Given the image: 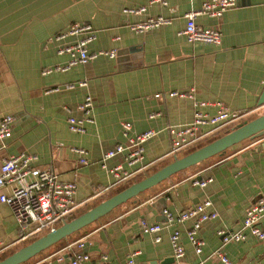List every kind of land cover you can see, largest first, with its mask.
Returning <instances> with one entry per match:
<instances>
[{"label":"crops","instance_id":"crops-1","mask_svg":"<svg viewBox=\"0 0 264 264\" xmlns=\"http://www.w3.org/2000/svg\"><path fill=\"white\" fill-rule=\"evenodd\" d=\"M204 1L0 0V117L15 119L11 136L0 139V170L10 155H36V166L78 184L74 216L195 150L190 145L172 154L171 130L194 120L196 102H206L201 109L210 116L217 113V102L242 115L218 129L204 126L208 134L201 141L264 112V0H237L221 17H196L199 26L222 32L219 46L191 43L183 33L186 13L199 10ZM141 6L147 8L142 14L124 12ZM159 16L170 23L140 33L131 28ZM73 23H89L95 29L89 52L116 49L117 55H99L67 71L43 74L45 68L68 61L59 49L79 36H57ZM80 81L87 84L79 86ZM173 92H191L193 97ZM87 96L94 101L91 121L85 123L84 133L73 132L68 118L83 116L79 106ZM124 122L132 123L130 135L151 129L156 134L144 143L142 161L129 165L126 150L108 159L105 168V152L129 144ZM74 148L86 149L89 163H81ZM118 164L131 173L120 183L108 170ZM209 178L213 181L206 186L196 184ZM10 189H0V196ZM263 192L264 137L248 139L173 175L22 264H53L57 254L71 257L79 241L98 264H123L131 255L133 264H225L217 252L231 264H264V239L249 235L224 244L218 234L222 228H241L247 209ZM206 200L218 216L202 224L198 235L204 246L198 253L188 237L196 218L169 223L164 209L177 215ZM143 219L161 224L162 230L144 232ZM175 230L185 249L181 257L170 240ZM32 238L22 239L10 206L0 200V260Z\"/></svg>","mask_w":264,"mask_h":264},{"label":"built area","instance_id":"built-area-1","mask_svg":"<svg viewBox=\"0 0 264 264\" xmlns=\"http://www.w3.org/2000/svg\"><path fill=\"white\" fill-rule=\"evenodd\" d=\"M237 0H206L199 10H191L186 13V27L183 33L191 43H207L219 46L222 43V32L217 28H208L199 26L196 17L200 14H207L211 17H221L227 10L235 7ZM147 8L145 6L137 8H126L125 13L142 14ZM170 20L164 16L150 17L147 20L133 24L132 30L137 33L169 24ZM70 36L79 38L74 42L68 43L59 49V54H67L68 61L43 70V74L51 73L55 70L67 71L78 64H85L99 55H109L115 57L117 50L89 52L88 45L96 39V31L89 23H73L70 28L57 36V39H65ZM79 86H85L86 81L77 83ZM77 84H70L73 88ZM173 95L181 97H193V93L173 92ZM207 105L206 102L195 103L194 120L180 129H172L173 143L172 154L177 153L190 145H196L208 134L203 130L204 126L213 125L218 129L227 124L239 120L242 115L232 112L230 108L222 103L217 102V113L210 116L207 112L202 111V107ZM94 107V101L91 96H87L83 103L80 104L79 110L83 116L80 118L70 116L68 118L70 130L77 133H84L85 123L91 121V113ZM12 115L0 117V139L4 140L11 136L14 124ZM132 130L131 122L123 123V133L129 140V144H117L113 149L105 152L102 164L106 168V161L117 154L126 152V162L129 165L138 163L144 159V143L155 136L156 131L151 129L135 135H130ZM74 151L81 155L80 161L83 164L89 163L87 150L84 148H74ZM38 157L34 154L22 152L16 155H10L3 160L0 170V189L10 186L9 193H3L0 200L8 204L13 215L20 227L22 239L34 237L40 233H48L55 230L64 221H68L78 208L79 204L75 200L78 189L76 182H64L59 179L57 173L51 168H41L35 165ZM109 172L117 178L120 183L131 176L122 164L109 168ZM213 179L197 181L196 184L206 186ZM212 206L210 200L200 203L188 211L174 215L170 210L164 209V214L169 223H183L191 218H196L193 226L188 230V237L198 253L203 251L204 241L201 240L198 233L202 224L218 216L216 211H210ZM264 192L259 199L253 203L246 211L242 227L238 230L222 228L218 234L224 244L232 241H244L249 235L264 239ZM141 227L146 233H159L162 226L159 223L148 224L143 219L140 222ZM43 235V234H42ZM41 235V236H42ZM40 237V236H39ZM160 241V237L156 238ZM171 244L177 257L185 254V249L180 242V231L175 230L170 236ZM77 250L71 257L64 254H57L53 264H98L92 255L84 250L86 243L84 241L76 242ZM220 259L225 264H231L229 258L220 252H217ZM104 259H107L105 256ZM51 264V261L48 262ZM133 255L129 256L123 264H133ZM218 264V263H215Z\"/></svg>","mask_w":264,"mask_h":264},{"label":"water","instance_id":"water-1","mask_svg":"<svg viewBox=\"0 0 264 264\" xmlns=\"http://www.w3.org/2000/svg\"><path fill=\"white\" fill-rule=\"evenodd\" d=\"M260 104H264V91L260 98ZM263 137L264 113L251 120H245L237 124L231 131L226 132L222 136L182 157H176L172 162L166 164L154 173L130 184L126 188L101 201L75 218L64 221L55 230L43 234L0 260V264H22L28 262L41 252L49 249L53 245L68 238L72 234L89 226L90 224L100 220L117 207L127 203L135 197H138L141 193L147 191L148 189L168 180L173 175L192 166L198 165L209 158L222 154L229 148L245 140ZM39 264L50 263L43 261Z\"/></svg>","mask_w":264,"mask_h":264},{"label":"rangeland","instance_id":"rangeland-1","mask_svg":"<svg viewBox=\"0 0 264 264\" xmlns=\"http://www.w3.org/2000/svg\"><path fill=\"white\" fill-rule=\"evenodd\" d=\"M264 112H261V114H263ZM260 114H256V115H253V116H251V117H249V119L248 120H251V119H253V118H255V117H257V116H259ZM245 121V120H244ZM239 123H241V122H239ZM238 123V124H239ZM225 133V132H224ZM224 133H222L221 135H219V136H216V138H218V137H220V136H222ZM216 138H213V139H211V140H209V138L208 139H204L203 141H201L200 143H198V144H196L195 146H192V148H195V149H197L198 147H200L199 145H201V146H203V145H205V144H207L208 142H210V141H212V140H214V139H216ZM209 140V141H208ZM42 234H44V233H40V234H38V235H36L35 237H33L31 240H30V242L31 241H33L34 239H37L39 236H41Z\"/></svg>","mask_w":264,"mask_h":264},{"label":"trees","instance_id":"trees-1","mask_svg":"<svg viewBox=\"0 0 264 264\" xmlns=\"http://www.w3.org/2000/svg\"><path fill=\"white\" fill-rule=\"evenodd\" d=\"M232 130V129H231ZM230 130V131H231ZM200 147H201V145H199ZM199 148V147H198ZM196 166V165H195ZM193 167V166H192ZM191 168V167H190ZM161 184V183H160ZM155 187V186H154ZM154 187H152V188H154ZM152 188H150V189H152ZM149 190V189H148ZM90 208H88L87 210H89ZM87 210H85V211H87ZM85 211H82L81 213H79L78 215H80V214H82L83 212H85ZM78 215H74V216H72L69 220H71V219H73V218H75L76 216H78Z\"/></svg>","mask_w":264,"mask_h":264}]
</instances>
